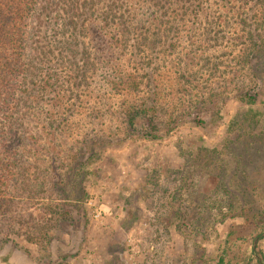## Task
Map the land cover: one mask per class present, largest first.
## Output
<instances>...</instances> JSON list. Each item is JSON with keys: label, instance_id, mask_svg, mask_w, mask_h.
Segmentation results:
<instances>
[{"label": "rangeland", "instance_id": "obj_1", "mask_svg": "<svg viewBox=\"0 0 264 264\" xmlns=\"http://www.w3.org/2000/svg\"><path fill=\"white\" fill-rule=\"evenodd\" d=\"M203 7L174 53L190 110L152 140L117 133V101L94 99L103 113L75 171L52 180L86 199L56 207L50 191L45 214L0 221V264H264V0Z\"/></svg>", "mask_w": 264, "mask_h": 264}, {"label": "trees", "instance_id": "obj_2", "mask_svg": "<svg viewBox=\"0 0 264 264\" xmlns=\"http://www.w3.org/2000/svg\"><path fill=\"white\" fill-rule=\"evenodd\" d=\"M205 2L0 0V221L14 225L16 213L29 218L33 208L45 214L50 191L56 207L86 199L84 188L65 192L52 180L75 171L79 144L103 113L94 99L110 109L117 101L124 125L117 133L140 127L152 140L174 127L180 109L190 110L178 87L188 71L177 68L174 53L179 30H191ZM38 237L49 242L46 232Z\"/></svg>", "mask_w": 264, "mask_h": 264}, {"label": "water", "instance_id": "obj_3", "mask_svg": "<svg viewBox=\"0 0 264 264\" xmlns=\"http://www.w3.org/2000/svg\"><path fill=\"white\" fill-rule=\"evenodd\" d=\"M260 237H264V232L261 234ZM260 237H259V238H260ZM259 238H257V239L254 241V248L256 247V244H257Z\"/></svg>", "mask_w": 264, "mask_h": 264}]
</instances>
